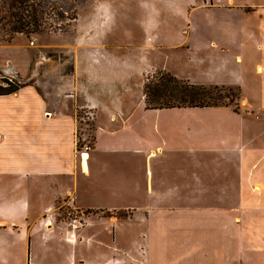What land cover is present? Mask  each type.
Here are the masks:
<instances>
[{
    "label": "crops",
    "instance_id": "0c3cea01",
    "mask_svg": "<svg viewBox=\"0 0 264 264\" xmlns=\"http://www.w3.org/2000/svg\"><path fill=\"white\" fill-rule=\"evenodd\" d=\"M196 7L219 14L217 36L188 29L155 64L195 84L238 87V109L148 108L124 71L133 60L138 75V53L119 55V85H70L68 95L27 85L0 96V231L26 252L56 237L53 257L70 253L69 264H125L119 221L142 219L131 246L143 264L264 259V1ZM79 111L95 126L92 145L79 147ZM73 204L92 220L76 233L64 217ZM72 236L74 247L64 246Z\"/></svg>",
    "mask_w": 264,
    "mask_h": 264
},
{
    "label": "rangeland",
    "instance_id": "374dc122",
    "mask_svg": "<svg viewBox=\"0 0 264 264\" xmlns=\"http://www.w3.org/2000/svg\"><path fill=\"white\" fill-rule=\"evenodd\" d=\"M199 1L27 0L24 8H30V12L37 16L35 19L27 13L22 16L19 24L26 26L28 33L13 31V18L7 17L5 25L0 23V79L12 78L25 86L37 87L39 92H42L39 86L51 92L63 87L64 94L68 95L70 85H119V55L131 57L138 53L141 55L138 75L135 76L133 60L125 62L127 70L124 71L128 77L133 72L130 81L133 84L139 83L143 90L146 82L155 80L165 70L155 64L160 56L170 54L165 46L181 43L188 29H191L193 38L201 40L214 38L219 33V14L197 10ZM5 12H0V18ZM155 44L156 48H153ZM143 45L145 48H137ZM233 107L240 108V101H236ZM88 112H78L81 132L85 134V139L80 135L79 147L93 144L95 126ZM70 207L64 217L68 231L76 233L79 230L72 231L69 228L70 214L73 211L83 212L77 210L74 204ZM125 216L128 215L119 213V217ZM88 218L90 223L92 220ZM144 228L146 225L142 219L136 222L119 221V232L124 233H119L117 243L119 257L125 256V264H143V260H146L140 245L131 246L134 235ZM112 236L110 234L106 239L111 240ZM73 238L75 240V236L65 239L62 244L73 248ZM57 239L50 238L43 246L35 243L31 251L26 252L20 237L2 230L0 264H69L70 253H60L53 257L52 246ZM137 239L140 238L135 236ZM123 249L131 251L133 258L126 255ZM95 251L92 249L86 254L93 258L97 253ZM72 254L78 253L74 251ZM257 259L260 264H264V259Z\"/></svg>",
    "mask_w": 264,
    "mask_h": 264
},
{
    "label": "trees",
    "instance_id": "16d2710c",
    "mask_svg": "<svg viewBox=\"0 0 264 264\" xmlns=\"http://www.w3.org/2000/svg\"><path fill=\"white\" fill-rule=\"evenodd\" d=\"M26 3L27 0H1L0 12H6L1 16L0 23L5 25L4 21L7 17L13 18L15 23L12 26L13 31L28 33L27 27L19 24L22 16L26 13L34 19L37 16L34 12H30V8H24ZM24 86L25 84L12 78L2 77L0 96L16 93ZM144 94L148 108L234 106L241 97L240 89L236 86L195 84L165 70H162L155 80L144 84Z\"/></svg>",
    "mask_w": 264,
    "mask_h": 264
},
{
    "label": "built area",
    "instance_id": "2783aa9c",
    "mask_svg": "<svg viewBox=\"0 0 264 264\" xmlns=\"http://www.w3.org/2000/svg\"><path fill=\"white\" fill-rule=\"evenodd\" d=\"M70 215L71 216L69 220V228L72 231H78L84 229L90 224L89 218L87 214H85L84 212L81 213V212L73 211Z\"/></svg>",
    "mask_w": 264,
    "mask_h": 264
}]
</instances>
